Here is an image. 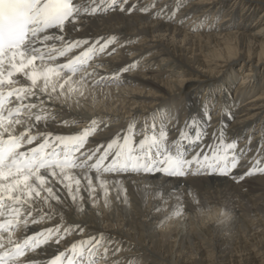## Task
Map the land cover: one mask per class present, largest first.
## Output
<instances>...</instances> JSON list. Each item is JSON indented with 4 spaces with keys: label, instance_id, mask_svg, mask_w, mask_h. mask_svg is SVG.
Returning a JSON list of instances; mask_svg holds the SVG:
<instances>
[{
    "label": "bare ground",
    "instance_id": "obj_1",
    "mask_svg": "<svg viewBox=\"0 0 264 264\" xmlns=\"http://www.w3.org/2000/svg\"><path fill=\"white\" fill-rule=\"evenodd\" d=\"M152 3L130 0L128 7L138 6L131 14L126 8L124 12L82 17L77 25L66 27L68 39L115 37L116 43L98 57V65L88 69L96 75L87 83L84 95L77 97L79 103L99 100L102 110L82 115L57 106L54 110L62 113L57 123L67 120L69 125H53L46 131L62 135L82 132L97 120L99 133L91 139V149L111 141L134 121L137 128L146 121L166 124L175 129L169 133V139L175 140L190 117L207 127L205 118L210 115L209 134L230 129L226 140H238L244 148L251 138L252 151L227 177L103 176L110 192L107 198L102 190L96 192L94 201L85 195L82 212L70 201L63 208L54 206L62 212L66 226L83 230L60 247L103 234L106 247H110L100 264H264V174L243 176L249 168L247 162L258 155V142L264 141V0H161L156 13L165 5L169 12L174 5H183L174 18L146 12ZM74 27L79 31H73ZM144 57L145 63L141 61ZM137 62H142L136 67L139 77L112 81L118 70L137 66ZM255 72L260 85L252 79ZM101 77L109 79L94 87ZM233 79L239 82L231 92ZM122 81L130 87L128 93L151 89L152 97L145 99L140 93L127 100L129 96L119 93L122 91L107 86ZM251 91L254 93L249 95ZM205 96L210 102L216 97V111L199 105ZM112 99L120 102L118 109H113ZM155 116H162L160 122L152 119ZM182 148L196 150L189 144ZM181 203L183 215L173 218L174 207L180 208ZM60 222L58 217L36 225L28 234ZM23 235L17 233L16 238ZM116 249L120 251L113 256ZM53 254L50 245L32 256L35 263L43 264Z\"/></svg>",
    "mask_w": 264,
    "mask_h": 264
},
{
    "label": "snow or ice",
    "instance_id": "obj_2",
    "mask_svg": "<svg viewBox=\"0 0 264 264\" xmlns=\"http://www.w3.org/2000/svg\"><path fill=\"white\" fill-rule=\"evenodd\" d=\"M4 2L13 12L0 18V264H35L32 254L50 245L54 254L43 264H100L110 247H106L103 234L76 240L61 249L73 234L80 236L83 230L66 226L55 205L63 208L70 201L82 212L85 195L94 201L96 192L102 190L107 198L108 183L102 177L109 174L231 176L252 151L251 138L249 145L240 148L238 140H226L225 129L211 130L209 134L210 115L205 118L207 127L190 117L179 128L175 140L169 139L170 131L175 129L166 124L146 121L137 128L134 121L111 141L87 150L89 139L98 130L97 120L78 134L46 131L53 125H69L67 120L57 123L62 113L54 109L59 106L70 110L78 102L77 97L84 95L87 83L96 75L88 70L89 65L116 43L115 37L68 39L64 35L66 27L77 25L82 17L116 10L124 12L127 8L131 14L138 6L128 7L130 0ZM159 3L161 0H153L145 11L161 18H174L183 7L176 4L169 12L165 5L156 13ZM129 70L125 67L123 73ZM119 75L111 77L112 81ZM108 79L101 77L93 86ZM17 128L25 130L17 133ZM183 144L196 146L190 157L182 150ZM257 153L247 162L249 168L244 178L264 174V141L258 142ZM74 172L79 175H73ZM182 209V203L180 208L174 207L173 218L183 215ZM58 217L60 223L28 234L36 225ZM20 232L24 235L17 239ZM119 251L116 249L112 255Z\"/></svg>",
    "mask_w": 264,
    "mask_h": 264
},
{
    "label": "rangeland",
    "instance_id": "obj_3",
    "mask_svg": "<svg viewBox=\"0 0 264 264\" xmlns=\"http://www.w3.org/2000/svg\"><path fill=\"white\" fill-rule=\"evenodd\" d=\"M144 59V60H143ZM143 59H141V61H143L144 63L145 62H147L146 60H145V57L143 58ZM142 62H137V66L135 65V67H131L130 66V70L127 72V73H123V69L125 68H123V69H121V70H118L116 73L117 74H120L119 76V78L122 80V79H124V80H131V79H133V78H136V77H139V73H138V68H136V67H138V65L139 64H141ZM121 73H123V74H121ZM236 74H238V73H236ZM252 79H253V81H256V83L255 84H258L259 82H261V80L260 79H258V76H257V74H256V72H255V75L252 77ZM228 81H229V79H228ZM232 81H235L234 79L232 80ZM238 80L237 81H235L232 85V88H231V92H233L234 91V89L237 87V84H238ZM134 83V82H133ZM109 85H107V86H109V87H112V88H114V87H116L117 88V91L119 90V91H122V92H119V93H123V95H127V96H129L128 97V99L127 100H129L130 98H132V96H139L140 95V93H141V95L142 96H145L144 98L145 99H147V98H149V97H152V93H149L150 91H151V89H144L143 91H140V92H133V94L132 93H128V90H130V87H128V86H126L125 85V83H124V81H122V83L121 84H110V83H108ZM258 85H260V83L258 84ZM122 86H124V87H122ZM120 88H122V89H120ZM124 88H125V90H124ZM110 89V88H109ZM139 93V94H138ZM252 93H254L253 91H251L250 92V94L249 95H251ZM147 96V97H146ZM200 96H202V93H200V95H199V98H201ZM231 97H232V94H231ZM237 97V96H236ZM119 98H121V97H119ZM203 98V97H202ZM215 99V100H214ZM207 100V101H206ZM210 100V97L209 98H206V96H205V98L204 99H201L200 101H199V105L202 107V106H205L206 108L207 107H209V108H211V109H214V111H216L217 110V104H215L214 105V103H215V101H216V97L214 96V98H213V100H212V102H210L209 101ZM105 101V100H104ZM107 101V100H106ZM106 101L104 102V103H106ZM111 103H113V109H118L119 108V106H117V104L119 105L120 104V102L118 101L117 103H115V100H111L110 101ZM208 102V103H207ZM100 102H99V100L97 101V102H90V101H88V100H84V103H79V102H77V103H74L72 106H71V109H73L75 112H77V113H81L82 115H86V114H89V113H93V112H98L99 110H102V106H103V104H99ZM103 103V102H102ZM210 103H212V104H210ZM235 103H237V102H235ZM106 105V104H105ZM210 105V106H209ZM169 109V108H168ZM103 110H104V108H103ZM159 118V117H158ZM229 123H231L230 121H229ZM227 132V131H226ZM229 132H231L230 131V129H229ZM229 132H228V134H229ZM229 136V135H228ZM110 193V192H109Z\"/></svg>",
    "mask_w": 264,
    "mask_h": 264
},
{
    "label": "clouds",
    "instance_id": "obj_4",
    "mask_svg": "<svg viewBox=\"0 0 264 264\" xmlns=\"http://www.w3.org/2000/svg\"><path fill=\"white\" fill-rule=\"evenodd\" d=\"M221 216H223L224 215V212H221V214H220Z\"/></svg>",
    "mask_w": 264,
    "mask_h": 264
}]
</instances>
